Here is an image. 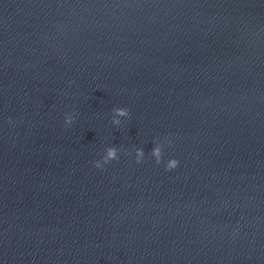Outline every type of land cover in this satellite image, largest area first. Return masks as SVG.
Wrapping results in <instances>:
<instances>
[{
  "label": "water",
  "instance_id": "1",
  "mask_svg": "<svg viewBox=\"0 0 264 264\" xmlns=\"http://www.w3.org/2000/svg\"><path fill=\"white\" fill-rule=\"evenodd\" d=\"M0 264H264V0H0Z\"/></svg>",
  "mask_w": 264,
  "mask_h": 264
},
{
  "label": "clouds",
  "instance_id": "2",
  "mask_svg": "<svg viewBox=\"0 0 264 264\" xmlns=\"http://www.w3.org/2000/svg\"><path fill=\"white\" fill-rule=\"evenodd\" d=\"M114 112L116 114V117H127L129 115V112L126 108L118 107L114 109ZM73 122V118L70 116L65 117V123L67 125H71ZM114 123L119 124L120 120L117 118L114 120ZM152 155L156 158L157 164L162 162V156H163V147L159 143H157V146L153 149ZM119 158V151L115 147H109L106 149V152L102 158L101 161H95V167L102 168L105 164L109 163L112 160H116ZM144 158V152L142 150H137L135 152V159L137 163H140ZM179 161L175 158L168 159L166 162V168L167 170H173L179 166Z\"/></svg>",
  "mask_w": 264,
  "mask_h": 264
}]
</instances>
